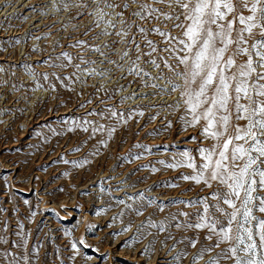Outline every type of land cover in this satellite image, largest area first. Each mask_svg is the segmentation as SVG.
<instances>
[{
  "label": "snow or ice",
  "instance_id": "6c2138e0",
  "mask_svg": "<svg viewBox=\"0 0 264 264\" xmlns=\"http://www.w3.org/2000/svg\"><path fill=\"white\" fill-rule=\"evenodd\" d=\"M60 5L65 12L76 9L73 19L85 14L92 18L91 24L85 26L81 33L87 39H75L68 45L80 49L75 57L68 51H62L54 58L49 56L43 61L54 70L71 67V73H37L31 65H24L36 81V88L43 87L40 83L42 78L55 91L56 85L50 83L52 78L71 91L74 84L86 83L80 73L86 77L108 79L115 75V70L120 72V80L133 76L139 79L141 87L158 90L152 95L178 92L173 104L163 106L174 110L183 107L184 112L179 117L182 124L180 130L199 125V136L212 141L207 146L198 141L195 150L185 149L179 153L180 159L173 157L171 163L157 161L169 168L191 169V174L181 175L183 180L212 189L194 200L176 201L196 209L191 214L180 212L178 216L183 219L173 214L159 222L148 221L151 227L167 233L166 240L175 241L171 246L173 249L176 244L184 245L167 264H181L184 258L189 257L187 249L196 248L198 244L200 247L191 253L190 264H199L200 261L204 264H264V0H91V4L88 0H60ZM53 8L60 11L55 0ZM168 22H172L171 28L181 30L179 35L172 34ZM72 27L75 29L76 25ZM150 34L158 35L160 41L151 39ZM101 37L115 39H105L100 44L89 43ZM116 45H123V48L117 49ZM55 46H59V41L55 42ZM86 49L99 54L101 65L111 67H98L95 60L85 57ZM74 59L79 62L73 63ZM147 65L156 69L157 74L153 75ZM0 71L3 69L0 68ZM134 82L129 81V84ZM12 87L15 89L16 85ZM93 87V95L104 91L107 99L112 98V93L125 88L118 85L109 90L102 83ZM140 95L147 98L149 94ZM136 96L135 91L122 95L119 103ZM91 103L89 97L79 107L84 108ZM100 103L104 105L102 110L93 108L81 118L73 117L68 130L72 131L77 126L83 131L91 128L93 136L101 132L110 139L116 126L126 124L133 115L144 116V108L157 107L151 103L137 105L127 109L125 115V110L118 109L116 105L105 104L103 100ZM158 114L151 115L149 119H155ZM92 115L115 123L88 120L87 117ZM63 123L68 125L66 119ZM168 124L170 126L171 121ZM46 127L53 135L62 134L51 125L46 124ZM36 135L42 136V133ZM43 138L47 139V136ZM191 139L197 141L198 138L192 136ZM98 143L106 145L107 141L101 139ZM134 147L147 150V146L139 143ZM73 150L79 151V148ZM141 155L143 153L134 158L140 159ZM71 163L77 164V161ZM151 170L155 172L157 168L153 166ZM154 202L155 198L149 199V204ZM157 207L160 211L164 210L162 203ZM7 211L0 206V214ZM17 211L14 206L12 212ZM136 212L141 214L139 209ZM36 214L30 211L28 219ZM93 227L88 225L87 230ZM172 228L185 233L192 231L193 235H183L176 240ZM9 229V218L0 219V245H11L0 248L3 264H37L41 245L37 242L29 247L31 229L26 230L23 221L18 218L15 230L9 233ZM201 232L204 233L203 240ZM9 235L15 239L10 240ZM64 235L71 233L66 230ZM161 244L166 246L164 240ZM78 245L99 251L82 235L78 241L71 243L73 252L69 259L73 262L77 255H83L86 261L92 259ZM101 255L107 258L106 253Z\"/></svg>",
  "mask_w": 264,
  "mask_h": 264
},
{
  "label": "rangeland",
  "instance_id": "374dc122",
  "mask_svg": "<svg viewBox=\"0 0 264 264\" xmlns=\"http://www.w3.org/2000/svg\"><path fill=\"white\" fill-rule=\"evenodd\" d=\"M55 2L60 7L59 12L54 10L53 0H0V68L3 69L0 71V206L8 209L0 214V219L9 218V233L15 230L17 218L23 221L26 230L31 229L29 247L37 242L41 245L37 264H61V261L63 264H167L184 245L176 244L173 249L171 246L175 241L166 240L167 233L151 227L148 221L159 222L173 214L178 216L180 212L194 213L195 208L176 201L194 200L212 189L183 180L181 175L191 174V169L169 168L157 161L171 163L173 157L180 159L179 153L185 149L195 150L198 141L205 146L212 141L199 136V125L180 130L179 117L184 112L183 107L174 110L163 106L173 104L178 92L152 95L158 90L141 87L139 79L133 76L120 80V72L115 70V75L108 79L86 77L80 73L86 83L74 84L71 91L52 78L50 83L56 85L55 91L42 78L40 83L43 87L36 88V81L24 65H31L37 73H71V67L54 70L43 61L62 51H68L74 57L79 54V48L68 45L75 39H87L81 33L92 21L87 14L73 19L76 9L65 12L60 0ZM88 3L91 4V0ZM171 23L168 22V28L173 35H179L181 30L171 28ZM72 25L76 28L73 29ZM150 38L160 41L158 35L150 34ZM105 39L115 37H101L89 43L100 44ZM56 41H59V46H55ZM116 48L121 49L123 45H116ZM84 55L95 60L98 67H111L101 65V57L92 50L86 49ZM112 58L116 57L113 55ZM77 62L73 60V63ZM146 67L153 75L157 74L151 65ZM133 80L135 82L129 84ZM101 83L109 90L118 85L125 88L107 99L104 91L93 95V86L98 87ZM13 85H16L15 89ZM34 88L35 91L32 90ZM137 88L145 90L149 94L147 98L139 95L119 103L120 96L137 92ZM89 97L92 103L79 107ZM100 100L125 110V115L127 109L137 105L151 103L157 107L144 108V116L133 115L126 124L116 126L110 139L101 132L93 136L91 128L83 131L77 126L72 131L68 130L73 117L81 118L93 108L102 110L104 105ZM156 113L159 114L155 119H149ZM65 119L68 125L63 123ZM87 119L103 124L115 123L113 120H100L95 115ZM168 121H171L170 126ZM46 124L58 132L62 131V134L53 135ZM38 132L42 136H37ZM192 136H197V141L192 140ZM101 139L107 141L106 145L98 143ZM137 143L147 146V150L134 147ZM76 148L79 151L73 150ZM140 153H143L140 159H135ZM193 154L196 155L195 152ZM65 160L69 163H64ZM84 160L87 162L81 163ZM71 161H77V164ZM153 166L157 171L151 170ZM141 193L143 197H140ZM151 198H155V202L149 204ZM120 200L124 203H119ZM161 203L163 211L157 207ZM14 206L18 209L15 213L12 212ZM137 209L141 214L137 215ZM30 211L37 213L31 220L28 219ZM88 225L94 227L87 230ZM66 230L71 235L65 236ZM171 232L176 240L183 235H193L192 231L185 233L175 228ZM82 235L99 251L78 245L92 259L86 261L83 255H77L73 262L69 259L73 252L71 243ZM200 235L203 240L204 233ZM9 239L15 237L9 235ZM162 240L166 246L161 244ZM10 246L0 245V248ZM199 247L198 244L196 248L187 249L189 257L184 258L181 264H190L191 253ZM102 253L107 254L106 259ZM0 264H3L2 258Z\"/></svg>",
  "mask_w": 264,
  "mask_h": 264
},
{
  "label": "bare ground",
  "instance_id": "6f19581e",
  "mask_svg": "<svg viewBox=\"0 0 264 264\" xmlns=\"http://www.w3.org/2000/svg\"><path fill=\"white\" fill-rule=\"evenodd\" d=\"M138 89V88H137ZM139 90V89H138ZM146 91L145 90H139L137 91V96H139L141 93H145ZM149 92V91H148ZM142 96V95H140ZM151 97V96H150ZM153 99V98H152Z\"/></svg>",
  "mask_w": 264,
  "mask_h": 264
}]
</instances>
